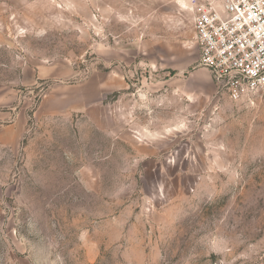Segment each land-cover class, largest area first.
<instances>
[{"label":"rangeland","instance_id":"obj_1","mask_svg":"<svg viewBox=\"0 0 264 264\" xmlns=\"http://www.w3.org/2000/svg\"><path fill=\"white\" fill-rule=\"evenodd\" d=\"M193 35L179 0H0V264H264V92Z\"/></svg>","mask_w":264,"mask_h":264},{"label":"built area","instance_id":"obj_2","mask_svg":"<svg viewBox=\"0 0 264 264\" xmlns=\"http://www.w3.org/2000/svg\"><path fill=\"white\" fill-rule=\"evenodd\" d=\"M192 15L197 65L218 92L248 102L264 92V0H179Z\"/></svg>","mask_w":264,"mask_h":264}]
</instances>
